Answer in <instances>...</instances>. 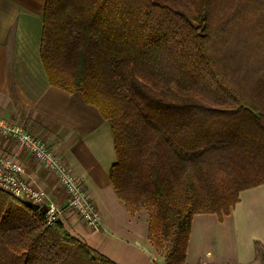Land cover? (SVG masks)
Wrapping results in <instances>:
<instances>
[{"label": "trees", "instance_id": "16d2710c", "mask_svg": "<svg viewBox=\"0 0 264 264\" xmlns=\"http://www.w3.org/2000/svg\"><path fill=\"white\" fill-rule=\"evenodd\" d=\"M235 2L46 0L49 82L110 123L112 188L165 264H187L196 215L223 222L264 184V0ZM246 30L254 54L236 58ZM0 264L117 263L0 190Z\"/></svg>", "mask_w": 264, "mask_h": 264}, {"label": "crops", "instance_id": "0c3cea01", "mask_svg": "<svg viewBox=\"0 0 264 264\" xmlns=\"http://www.w3.org/2000/svg\"><path fill=\"white\" fill-rule=\"evenodd\" d=\"M46 0H0V118L45 140L84 182L103 229L87 226L70 209L55 176L15 142L0 138V156L14 157L62 209L75 238L117 264H156L140 214L117 198L110 170L117 162L110 123L77 93L51 85L40 57ZM147 223V216L145 225ZM147 229V230H146ZM187 264H264V184L242 191L231 215L193 218Z\"/></svg>", "mask_w": 264, "mask_h": 264}, {"label": "built area", "instance_id": "2783aa9c", "mask_svg": "<svg viewBox=\"0 0 264 264\" xmlns=\"http://www.w3.org/2000/svg\"><path fill=\"white\" fill-rule=\"evenodd\" d=\"M0 138L12 140L50 171L69 197V207L93 229H103L102 218L87 188L55 154L44 139L32 135L24 126L0 118ZM0 190L13 198L45 210L48 224L61 220L62 209L39 181L30 178L25 167L14 157L0 156Z\"/></svg>", "mask_w": 264, "mask_h": 264}, {"label": "rangeland", "instance_id": "374dc122", "mask_svg": "<svg viewBox=\"0 0 264 264\" xmlns=\"http://www.w3.org/2000/svg\"><path fill=\"white\" fill-rule=\"evenodd\" d=\"M236 3H238V0H236L235 5H236ZM260 10H261V12H262V14L264 16V6H261ZM261 20L264 23V17ZM249 33L250 32L248 30H246L245 35H243L242 38H239L238 41L234 44V48L236 50V58H243V57L247 58V56H250V57L253 56L254 53H251V48L252 47L248 43L251 40V38H249ZM249 48H250V50H249ZM25 203H27V202H25ZM138 214H140V216L142 217V221L144 223L143 224V228H147L148 229V214H147V212L146 211H141ZM146 216H147V223L145 225ZM228 217H224L223 220L225 218H228ZM146 232H147V240H148V230ZM148 242L151 245V247H152L153 251L155 252V254L157 255V257L158 256L161 257V252L158 251L154 246H152V244L150 243L149 240H148ZM156 264H163L162 263V259L161 258H157Z\"/></svg>", "mask_w": 264, "mask_h": 264}]
</instances>
